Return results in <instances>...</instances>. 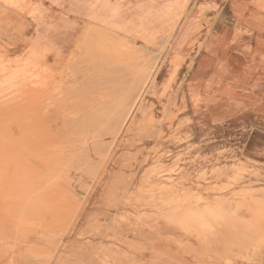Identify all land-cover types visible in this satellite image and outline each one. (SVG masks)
Masks as SVG:
<instances>
[{"label": "rangeland", "instance_id": "rangeland-1", "mask_svg": "<svg viewBox=\"0 0 264 264\" xmlns=\"http://www.w3.org/2000/svg\"><path fill=\"white\" fill-rule=\"evenodd\" d=\"M183 1L186 14L180 20L174 18L181 16L184 8L178 7L174 14H168L169 9L163 5L158 8L157 18L152 13L139 16L143 25L154 24L156 19L159 22L156 30L144 28L141 37L161 28L147 41L137 42L88 25L77 45L54 60L55 69L61 65L56 75H63L55 86L50 85L55 90L38 86L33 87L35 92L30 86L33 81L27 82L25 88L19 84V69L35 63L34 51L41 52L43 48L15 59L12 51L11 55L2 51L5 55L0 61V79L20 76L9 79L10 88L19 90L0 88L4 90V95L0 94V140L11 141L0 145L9 146L13 150L10 153L19 160L17 169L13 167L7 173L0 169V196L17 200L15 197L42 194L43 187L47 195L53 196L38 200L33 211L24 210L19 200H0V264H264V144L249 155L247 126H208L202 117L193 114L188 96L196 81L195 70L206 53L207 31L211 28L209 35L219 32L231 0ZM187 5L194 17L195 33L188 32L187 44H177L173 49L176 36L186 24ZM219 11V17H215ZM176 24L169 38L168 28ZM4 30L0 28V34L4 33L8 42L14 41ZM200 40H205L201 48V44H196ZM7 46L3 43V47ZM240 50L249 54L247 47ZM50 51L48 47L46 54ZM219 51L221 61L231 54L230 48L222 47ZM110 66L116 72L110 73ZM229 66L220 62L210 69L216 67L215 73L222 77ZM103 67L110 71L105 72ZM30 69L33 71H28L29 78L39 82L35 68ZM108 74V78L115 79L101 85V92L96 86ZM43 93L50 99L55 97L50 106L39 102ZM99 101L110 107V123L104 127L74 126L97 123L79 116L88 108L100 106ZM38 106L48 107L52 109L50 114L61 116L54 124L71 123L68 130L61 129L70 132L65 134V145L58 143L61 148L76 140L75 147L81 146L80 129H101L105 135L104 142L91 144L88 152L77 150L70 154L60 151L55 144L54 156L51 152L46 158H39L40 165L36 164L30 174L42 186L40 192L28 179L23 182L22 171L30 161V145L25 141L29 136L24 133L37 132L34 127L21 126L26 124L23 109Z\"/></svg>", "mask_w": 264, "mask_h": 264}, {"label": "crops", "instance_id": "crops-1", "mask_svg": "<svg viewBox=\"0 0 264 264\" xmlns=\"http://www.w3.org/2000/svg\"><path fill=\"white\" fill-rule=\"evenodd\" d=\"M166 1L19 0L20 5L27 7L28 14L21 17L6 8L5 14L0 16V26L5 32L15 31L19 35L14 41H6L9 43L8 55H11L12 51V58L25 57L32 49L48 46L52 49L48 53L51 58L48 59L53 62L54 59L57 60L56 57H64L77 45L88 25L105 28L137 42L143 41L140 32L148 28L147 26L156 30L159 22L156 19L154 24L146 22V25H143L139 16L142 13L146 16L152 13L151 15L157 18L159 7L162 8L163 5L168 10ZM253 2L254 0H231L225 13L224 24L220 25L219 32L210 35L213 37L212 40L208 39L206 48H213V51L206 49L193 75L196 80L190 87L193 92L188 93V96H191L189 99L193 114L202 117L208 126L215 129L225 125L236 128L248 127L249 155L255 153L258 145L264 144V7L262 8L264 0L263 5H258L260 7L257 8L253 6ZM0 12L2 14V11ZM187 15H190L188 5ZM219 15L220 11L215 17ZM4 17L7 23L2 21ZM222 47L230 48L231 54L226 56V61L220 60L219 48ZM243 47L249 48L248 55L244 54V51H239ZM16 49L19 50L15 54ZM230 56L233 58L231 61ZM220 62L227 63L233 69L247 65L250 66V70L246 78L234 87L222 89L215 85V81H218L216 79L218 75L215 73L217 68L210 69L212 65ZM227 71L222 77L230 74V71L228 73Z\"/></svg>", "mask_w": 264, "mask_h": 264}, {"label": "bare ground", "instance_id": "bare-ground-1", "mask_svg": "<svg viewBox=\"0 0 264 264\" xmlns=\"http://www.w3.org/2000/svg\"><path fill=\"white\" fill-rule=\"evenodd\" d=\"M166 1V0H165ZM148 3H149V1H147ZM139 3L140 4H142L141 3V1H139ZM146 3V2H145ZM166 5L168 6V14H170V12L172 13V14H174L177 10H178V7H182V8H184V10H183V12L181 13V16H178V17H176V18H174V20H176L177 18L180 20V18L182 17V16H184L185 14H186V6H185V4H184V1L183 0H175V3H171V2H167L166 1ZM20 3H19V0H0V8L2 9V8H5V10H6V8H8V9H10V10H12V11H14L15 13H17L19 16H21V17H23L24 16V14H26L28 11H27V7H22L21 5H19ZM31 4V3H30ZM253 6H255L256 8L257 7H260V6H258V5H263V0H254V2H253ZM30 7V6H29ZM264 6H262V8H263ZM1 9H0V11H1ZM31 9V8H30ZM5 10H2V14H0V16H2L3 14H5L4 13V11ZM32 10V9H31ZM263 10H264V8H263ZM7 11V10H6ZM33 11V10H32ZM31 12V11H30ZM1 13V12H0ZM28 14V13H27ZM7 15V14H6ZM203 16H204V14H203ZM20 17V18H21ZM7 18V17H6ZM169 20H170V17H167ZM254 18V16L252 17V19ZM4 19H5V17H4ZM26 19V18H25ZM160 21V20H159ZM30 22V21H29ZM87 22H91V21H87ZM4 23H7L6 22V19H5V22ZM91 23H93V22H91ZM185 23L186 24H184V26L182 27V29H181V31H180V33L178 34V36H176V38H175V42H174V45H173V49H176V47H177V44L178 45H183V43L185 42V44H187V42L188 41H185V39H186V34L189 32V34L190 35H192V31H193V29L194 28H196V25H195V21H194V17H193V14L190 12V15L189 16H187V18H186V21H185ZM96 26V25H95ZM202 26V25H201ZM104 27V26H103ZM176 27H177V24L176 25H174V26H170L168 29H170V33L169 34H167L168 35V37L170 38L171 36H173V34H174V32H175V29H176ZM200 27V26H199ZM199 27H197V28H199ZM255 28H256V26H254ZM264 27V26H263ZM0 28H2L1 26H0ZM97 28V27H96ZM105 29V28H104ZM109 29V28H108ZM110 30V29H109ZM153 31V30H152ZM178 31V30H177ZM210 31H211V28H209L208 29V31H207V36H206V39L205 40H212L213 39V37L212 36H210L209 35V33H210ZM5 32V31H4ZM161 32V28L157 31V32H155V33H146L144 36H142V38L144 39V40H150L151 38H152V36L153 35H155V34H158V33H160ZM194 33H195V31H193ZM5 33H9V37L8 38H10V39H12V37L16 40V38H18V34H17V32H5ZM145 33V32H144ZM209 35V36H208ZM158 36V35H157ZM156 36V37H157ZM4 37V38H3ZM0 40H1V42L2 43H0V61H2V59H1V57L3 56V54L5 55V53H3L4 51H6V53H8L9 51H8V48L7 47H9V43H6V40H7V38L4 36V33H1L0 34ZM95 39V38H94ZM167 39V38H166ZM172 39H174V38H172ZM205 40H200L199 41V43L197 42L196 44H201L200 46H198L199 48H201L202 46H203V44L205 43ZM194 42V41H193ZM3 43L4 44H7L8 46L7 47H3ZM192 43V42H191ZM190 43V44H191ZM261 44V43H260ZM12 45V44H11ZM12 46H14V45H12ZM32 46V45H31ZM30 46V47H31ZM35 46V45H34ZM214 46V45H213ZM38 47V46H37ZM43 48V50L41 51V52H37V53H35V51H34V55L33 56H35L36 57V60H35V63H33V64H29V65H24V66H21V68L19 69V74H21V77H20V82H19V84H20V86H21V88H23L25 85H26V83L27 82H32L33 81V85H31L30 83H28V84H30V86H32L31 88L33 89V87H34V89H38V86L40 87V86H43L42 88H44V86H49V87H51L52 88V86L56 83V81H58L59 82V76H60V78H63V75L61 76V74H59V75H56V69L58 70L60 67H61V65L59 64V68H56L55 69V65L57 64L56 63V61H53V62H50V60L49 59H47V58H45L46 56H48V54H46L47 53V50H48V46H46V47H42ZM207 49H209V51L211 50V52L213 51V48H207ZM33 50V49H32ZM51 50V49H50ZM3 51V52H2ZM28 52V51H27ZM51 52V51H50ZM83 52H85L84 50H83ZM31 53V52H30ZM46 54V55H45ZM71 53H69V55H70ZM77 54V53H76ZM84 55H86V53L84 54ZM105 55V54H104ZM43 59H45V60H43ZM233 58H231V56H230V58H229V60L231 61ZM54 60H56V59H54ZM9 61V60H8ZM90 61V60H89ZM207 62V61H206ZM54 63V64H53ZM60 63H62V62H60ZM87 63V62H86ZM95 63V62H94ZM66 64V63H65ZM234 64V63H233ZM238 65V64H237ZM234 66V65H233ZM35 68V71L37 72V75H38V80H39V82L36 80V78H29V74H28V71H33V69H30V68ZM104 68V67H103ZM108 68V67H107ZM107 68H104V71L106 72H109L108 70H105V69H107ZM110 69H111V71H110V73H114V71L116 72V70H114L113 72H112V68H111V66L109 67ZM116 68V67H115ZM86 69V68H85ZM64 70V69H63ZM100 70H102L101 68H100ZM201 70H202V68H201ZM250 70V66H247V65H241V67H240V69H233V68H231V67H229L228 68V71H230V74H226L225 75V77H221V76H217V78L216 79H218V83H216V84H219V86H220V88H225V89H227V88H231V87H234L239 81H241V80H243V79H245L246 78V75H247V72ZM66 71V70H65ZM85 71V70H84ZM103 71V72H104ZM228 71H227V73H228ZM63 72V71H62ZM102 72V71H101ZM118 72V71H117ZM16 75V76H11V77H4V79L5 80H3V79H0V88H5L6 90L8 89V88H10V86L12 85V83H10L9 81V79H12L13 80V78L15 77V78H19V76L20 75ZM93 74V73H92ZM91 74V75H92ZM198 74V73H197ZM81 75V74H80ZM86 75V74H85ZM84 75V76H85ZM90 75V76H91ZM83 76V75H82ZM87 76H89V75H87ZM112 75H110V77H111ZM30 77H32V76H30ZM86 77V76H85ZM85 77H83L84 79H85ZM95 77V76H94ZM109 77V74L107 75V79H105L104 81L103 80H101L98 84H97V88L98 87H100L101 85H103L104 86V84L105 83H109L110 81H112V79H115V78H113L114 76H112L111 78H108ZM65 78V77H64ZM118 78H119V76H118ZM215 78V77H214ZM101 79H103V78H101ZM110 79V80H109ZM215 79V80H216ZM64 80V79H63ZM76 80V79H75ZM80 80V79H79ZM25 81V82H24ZM77 81V80H76ZM75 81V82H76ZM86 81V80H85ZM91 81V80H90ZM62 82V81H61ZM80 82V81H79ZM84 82V81H83ZM83 82H81L82 84H84ZM88 82V81H87ZM92 82H94V80L92 79ZM69 83V82H68ZM78 83V82H77ZM91 82H89V84H90ZM61 84V83H60ZM63 84H66V83H64L63 82ZM62 84V85H63ZM96 84V83H95ZM15 85V84H14ZM50 85H52V86H50ZM58 85V84H57ZM56 85V86H57ZM70 85V84H69ZM69 85H67V86H69ZM88 85V84H87ZM87 85H86V89H85V91H88V88H87ZM113 85V84H112ZM19 86V85H18ZM29 86V87H30ZM55 86V85H54ZM89 86V85H88ZM116 86V85H115ZM114 86V87H115ZM118 86V85H117ZM120 86V85H119ZM14 87V86H13ZM59 87H60V85H59ZM59 87H57V88H59ZM84 87H85V85H84ZM92 87V86H91ZM107 87V86H106ZM113 87V86H112ZM114 87H113V89H114ZM126 87V86H125ZM14 88H16V87H14ZM14 88H10V90L9 91H11V90H13ZM25 88V87H24ZM27 88V87H26ZM47 88V87H46ZM55 88V87H54ZM54 88H52V89H54ZM56 88V89H57ZM108 88V87H107ZM107 88H106V90H107ZM117 88V87H116ZM123 88V86L120 88V89H122ZM127 88H130L129 86H127ZM17 90H19L18 89V87L16 88ZM33 89V90H34ZM40 89V88H39ZM50 90L51 92L53 91V90ZM126 89V88H125ZM30 91L31 92V94L32 93H34V91ZM43 90V89H42ZM49 90V89H48ZM55 90V89H54ZM91 90V89H90ZM89 90V91H90ZM99 90L101 91L102 89H101V87L99 88ZM104 90H105V88H104ZM124 90V89H123ZM128 90V89H127ZM1 91H4V90H0V94H2V95H4V93H2ZM43 91H45V90H43ZM49 91V92H50ZM100 91H98V92H100ZM122 91V90H121ZM7 92V91H6ZM5 92V93H6ZM15 92V90L12 92V96H13V93ZM18 91H16V93H17ZM35 92H37V91H35ZM91 92V91H90ZM95 92H97V91H94V93ZM97 92V93H98ZM102 92V91H101ZM106 92V91H105ZM9 93V92H8ZM7 93V94H8ZM39 93V92H38ZM41 93V92H40ZM45 93V92H44ZM42 94V95H44L42 98L43 99H41V100H39V102H43V103H48V106H50L52 103H50L51 102V100H53L52 98L54 97H52L51 99L50 98H48L45 94ZM47 93V92H46ZM92 93V92H91ZM6 94V97L7 96H9V95H7ZM10 94V93H9ZM20 94L22 95V92L21 93H19V95L17 94V96H20ZM83 94V93H82ZM85 94H87V93H85ZM93 94V93H92ZM107 94V93H106ZM15 95V94H14ZM34 95H35V93H34ZM41 95V94H40ZM39 95V96H40ZM48 95V94H47ZM38 96V95H37ZM94 96V95H93ZM101 96V95H100ZM103 96V95H102ZM107 96V95H106ZM106 96H104L103 97V99H102V101L104 100V98L106 97ZM190 96V95H189ZM193 96V95H192ZM14 97V96H13ZM15 97H16V95H15ZM47 97V98H46ZM56 97H58V96H56ZM73 97V96H72ZM81 97V96H80ZM96 97V96H95ZM108 97H109V95H108ZM107 97V98H108ZM129 97V96H128ZM191 97V96H190ZM197 97V96H196ZM0 98H2V96H0ZM3 98H5V97H3ZM55 98V97H54ZM59 98V97H58ZM58 98H56L57 99V101H59V100H62V99H59L58 100ZM67 98V97H66ZM74 98V97H73ZM72 98V99H73ZM77 98V97H76ZM36 99H37V97H36ZM55 99V100H56ZM86 99H88V98H86ZM193 99V98H192ZM199 99V98H198ZM3 100V99H2ZM6 98L4 99V101L6 102ZM9 100V99H8ZM7 100V101H8ZM11 100H12V97H11ZM54 100V101H55ZM68 100V99H67ZM70 100H71V98H70ZM90 100V99H89ZM1 101V100H0ZM65 101H66V99H65ZM64 101V99H63V102H65ZM75 101V100H74ZM85 101V100H84ZM105 101V100H104ZM104 101H103V103H104ZM9 102V101H8ZM33 102V101H32ZM35 102V101H34ZM37 102V101H36ZM56 102V101H55ZM60 102V101H59ZM58 102V103H59ZM66 103V102H65ZM68 103V102H67ZM75 103V102H74ZM89 103V102H88ZM88 103H87V105H88ZM103 103H100V101H99V105L100 106H98V107H95V108H88L89 110H87V112H85L86 110L84 109L85 107H83V109L85 110L84 112L85 113H83V115L82 116H79V119H84V120H88V121H91V120H97L98 122L97 123H94V124H90V123H82V124H79V123H77V124H75L74 126H77L78 128H80V127H89V126H91V127H104V126H106L107 124H109L110 123V119L111 118H108V117H110L111 115H110V112L108 111L109 109H110V107L109 108H106V106H105V104H103ZM135 103V102H134ZM34 105L36 104V103H33ZM33 104H31V105H33ZM50 104V105H49ZM55 104V105H54ZM73 104V103H72ZM75 104H78L77 102L75 103ZM91 105H92V103H90ZM97 104V103H96ZM199 104V103H198ZM30 105V104H29ZM47 105V104H46ZM53 105L54 106H56V103H53ZM69 105H70V103H69ZM74 105V104H73ZM90 105V106H91ZM94 105V104H93ZM78 106V105H77ZM27 107V106H26ZM37 107V106H36ZM80 107V106H79ZM89 107V106H88ZM59 107H57V109H58ZM77 108V107H76ZM63 109H65V108H63ZM73 109V108H72ZM26 113L24 114V119L26 120L25 122H26V124L25 125H21L22 127L23 126H31V127H34L35 129H37L36 131L37 132H32V133H30V132H25L24 134L25 135H28L29 136V138L28 139H26L25 141L26 142H28L29 143V145H30V149L28 150V157H30V161H29V163H28V165H26V169L24 168V169H22V171H23V182H25L26 183V181H27V179H28V181H29V183L31 184V185H33V187H36V188H38L37 189V192H40V189L42 188V186L40 185V186H38V184H36V182H37V179H31V177H33V175L32 174H30V172H31V169H34V167L36 166V164L38 163V161H39V158H42V159H44V158H46L47 156H49V153H51L52 151H55V150H52V148H54L55 147V144H56V146H57V144L59 143V144H66L67 143V139H65V137L67 136H65V134H68V133H70V132H68V133H64V132H61V129L64 127H66L65 128V130H68L67 129V126H71V123L70 124H65V123H63V124H54L53 123V121L54 120H59V119H61V116H58V117H56V116H54V115H52V114H50V112H51V110L52 109H50V108H48V107H40V106H38V108H24L23 109ZM53 110H55V109H53ZM59 110V109H58ZM60 110H62V109H60ZM68 109H66V111H67ZM74 110H75V107H74ZM77 110V109H76ZM79 110V109H78ZM77 110V111H78ZM57 111V110H56ZM63 111V110H62ZM80 111H82V106L80 107ZM108 111V112H107ZM55 112V111H54ZM58 112H60V111H58ZM195 112V111H194ZM52 113H53V111H52ZM69 117V116H68ZM67 118V117H66ZM71 119H72V117H70ZM75 118V117H74ZM78 118V117H77ZM70 120V119H69ZM78 120V119H77ZM39 121H41V123L39 122ZM57 122V121H56ZM58 123V122H57ZM92 123V122H91ZM17 125V124H16ZM6 126H9V125H6ZM13 128V127H12ZM64 128H63V130H64ZM2 130V129H1ZM14 130H16V129H14ZM78 130V129H77ZM77 130H75L76 132H77ZM101 130V129H100ZM99 130V131H100ZM2 131H4V130H2ZM25 131V130H24ZM97 132V131H95V132H91V130L90 129H86V130H83V129H80L79 130V132H80V135H81V139H80V143H82V145L80 146L79 145V147H75V143L77 142V140H76V142H72L71 140V136L69 137V139H71L70 141L72 142V143H74V144H72L71 146H66V148L64 149V148H61V147H59V144H58V148H59V150L60 151H62V152H66V153H70V152H76L77 150H83V151H86V152H88L89 150H90V145L91 144H94V143H98V142H104V139H102V137L103 136H105L104 135V133L102 134L101 133V131L100 132ZM8 132V131H7ZM66 132V131H65ZM6 133V132H5ZM9 133H11V132H9ZM16 133V132H15ZM74 133V132H73ZM73 135V134H72ZM14 136H15V134H14ZM13 136V137H14ZM74 136H75V134H74ZM73 137V136H72ZM77 137V136H76ZM64 138V139H63ZM78 138V137H77ZM75 138H73V140H74ZM0 142H11V141H5V140H0ZM69 142V141H68ZM71 144V143H70ZM22 148V147H21ZM102 149V148H101ZM13 152V150H11V148L9 147V146H7V145H0V169H4V170H6V173L7 172H9L8 170L9 169H11V168H13V167H15L16 168V164H18V161L17 160H19L18 159V157H16V156H14L15 154H11L10 152ZM27 151V150H26ZM39 153H38V152ZM15 152V151H14ZM22 153H23V151H21ZM38 153V154H37ZM53 153V152H52ZM72 153H70V154H72ZM9 154H11V156H9ZM18 154V153H17ZM57 155V154H56ZM55 155V156H56ZM59 155H62L61 153L59 154ZM66 155H68V154H66ZM87 155V154H86ZM52 156H54V153L52 154ZM21 157V156H20ZM44 157V158H43ZM92 158V157H91ZM80 160V159H79ZM84 160H86V159H84ZM88 160H90L89 158H88ZM42 162V161H41ZM82 163H83V161H82ZM104 163V162H103ZM106 163V162H105ZM58 164V163H57ZM81 164V163H80ZM95 164V163H94ZM37 165H40V164H37ZM44 165V164H43ZM42 165V166H43ZM48 165V164H47ZM52 165V164H51ZM55 166V165H54ZM46 166H44V168H45ZM48 167H50V165L48 166ZM58 167V166H57ZM17 169V168H16ZM107 169V168H106ZM21 170V169H20ZM54 170V169H53ZM82 170V169H81ZM1 171V170H0ZM12 171V170H11ZM19 171V170H18ZM44 171V170H43ZM21 172V171H20ZM25 172V173H24ZM32 173H33V171H32ZM35 173V172H34ZM17 174V173H16ZM19 174V173H18ZM39 174V173H38ZM28 175V176H27ZM35 175V174H34ZM39 175H42V174H39ZM22 176V175H21ZM27 176V177H26ZM35 176H37V175H35ZM88 176V175H87ZM30 178V179H29ZM41 178V177H40ZM0 179H2V178H0ZM7 179V178H6ZM5 179V180H6ZM22 179V178H21ZM56 179H57V177H56ZM55 179V180H56ZM3 180V179H2ZM19 180V179H18ZM58 180H60V179H58ZM57 180V181H58ZM69 180V179H68ZM72 180H73V178H72ZM27 181V182H28ZM41 181V180H40ZM1 182V181H0ZM6 182V181H5ZM4 182V183H5ZM42 182H44V181H42ZM59 182V181H58ZM87 184V183H86ZM12 185V184H11ZM29 184H27V186H28ZM49 185V184H48ZM24 186V185H23ZM107 186V185H106ZM50 187V186H49ZM105 187V186H104ZM40 188V189H39ZM44 188V187H43ZM42 188V189H43ZM19 189V188H18ZM34 189V188H33ZM41 189V191H42V194H36V193H33L32 195H28V196H22V195H20V196H22V197H20L19 199L17 198V197H15L17 200H15V199H13V198H11L10 196V198H5V196H0V200H5V201H7L8 199H10V201H12V202H14V201H21L24 205H23V207H24V210H29V211H33L32 210V207H34L35 206V203L39 200H44V199H48V198H51L53 195H47L46 194V191L45 190H42ZM47 189H48V187H47ZM7 190V189H6ZM9 190V189H8ZM39 190V191H38ZM57 190V189H56ZM55 190V191H56ZM14 193V192H13ZM12 194V193H11ZM10 195V194H9ZM15 195H16V193H15ZM6 196H7V194H6ZM18 196V195H17ZM13 197H14V195H13ZM37 199V200H36ZM42 202V201H41ZM45 202V204H46V201H44ZM14 204V203H13ZM47 205V204H46ZM48 206V208H49V205H47ZM169 214V213H168ZM173 214V213H172ZM175 215H177L178 216V214H176L175 213ZM182 215H184V214H182ZM150 216V215H149ZM14 217V216H13ZM44 218V217H43ZM58 220V219H57ZM198 220V219H197ZM207 220V219H206ZM224 220V219H223ZM227 220V219H226ZM229 221V220H228ZM201 222V221H200ZM217 222V221H216ZM223 222V221H222ZM225 222V221H224ZM198 223V222H197ZM188 225V224H187ZM190 225H191V223H190ZM219 227V226H218ZM207 230V229H206ZM110 236V235H109ZM26 237V236H25ZM145 238V237H144ZM220 238V237H219ZM227 238V237H226ZM225 238V239H226ZM253 238V237H252ZM175 240V239H174ZM71 241V240H70ZM209 241V240H208ZM212 242V241H211ZM218 244V243H217ZM179 246H181V245H179ZM4 247V246H3ZM24 248V247H23ZM228 248V247H227ZM239 249V248H238ZM67 250V249H66ZM172 250H174V249H172ZM172 250H170V251H172ZM186 250V249H185ZM248 250V249H247ZM252 250V249H251ZM250 250V251H251ZM177 251V250H176ZM190 251V250H189ZM252 252H253V250H252ZM159 253V252H158ZM179 253V252H178ZM247 253V252H246ZM160 254V253H159ZM71 255V254H70ZM75 257V256H74ZM71 259V258H70ZM65 261V260H64ZM165 262V261H164ZM70 263V262H69Z\"/></svg>", "mask_w": 264, "mask_h": 264}]
</instances>
